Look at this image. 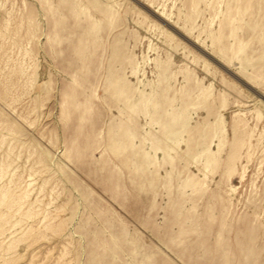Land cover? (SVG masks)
<instances>
[{"label": "rangeland", "instance_id": "1", "mask_svg": "<svg viewBox=\"0 0 264 264\" xmlns=\"http://www.w3.org/2000/svg\"><path fill=\"white\" fill-rule=\"evenodd\" d=\"M0 264H264V0H0Z\"/></svg>", "mask_w": 264, "mask_h": 264}, {"label": "bare ground", "instance_id": "2", "mask_svg": "<svg viewBox=\"0 0 264 264\" xmlns=\"http://www.w3.org/2000/svg\"><path fill=\"white\" fill-rule=\"evenodd\" d=\"M189 120L185 122L186 125H188ZM186 125L184 127H186ZM215 137L218 140V143L216 144L218 152L221 150V148L224 145V138H225V130L224 128H220L217 133H215ZM199 158H203L201 160L204 161L203 167L204 171L207 173L211 169V167L217 163L218 158L216 156V153L212 152L210 149V146H208L205 150H203L199 156Z\"/></svg>", "mask_w": 264, "mask_h": 264}]
</instances>
